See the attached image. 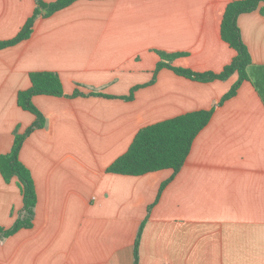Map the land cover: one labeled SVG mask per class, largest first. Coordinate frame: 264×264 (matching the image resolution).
Wrapping results in <instances>:
<instances>
[{
  "label": "crops",
  "instance_id": "obj_1",
  "mask_svg": "<svg viewBox=\"0 0 264 264\" xmlns=\"http://www.w3.org/2000/svg\"><path fill=\"white\" fill-rule=\"evenodd\" d=\"M37 1L0 0V42L16 36ZM233 1L77 0L42 12L27 40L0 50V155L35 120L16 100L30 73H57L65 94L32 99L45 126L19 160L35 185L33 226L0 240V264H134L145 220L137 264H264V94L255 85L264 3L237 20L252 65L233 98L219 106L236 74L201 83L163 68L154 77L156 51L180 54L172 65L195 73L229 65L236 53L220 24ZM74 91L82 96L69 98ZM204 110L213 115L176 175L106 173L142 128ZM22 205L16 179L0 175L1 228Z\"/></svg>",
  "mask_w": 264,
  "mask_h": 264
},
{
  "label": "trees",
  "instance_id": "obj_2",
  "mask_svg": "<svg viewBox=\"0 0 264 264\" xmlns=\"http://www.w3.org/2000/svg\"><path fill=\"white\" fill-rule=\"evenodd\" d=\"M75 1L77 0H56L53 3L45 4L38 0L37 8L32 16L25 22L15 37L0 42V50L15 46L27 40L33 31L35 19L42 12H45L44 16L48 17L68 7ZM261 3H264V0H238L226 6L220 24V36L235 51L236 55L231 63L220 73H195L188 69L175 67L172 65V62L180 54H165L156 51L160 61L154 71V77L163 68L170 69L176 75L201 83L225 81L230 76L236 74V82L222 97L219 106L233 98L240 86L244 82L249 81L247 68L252 65L251 56L243 42L237 20L240 15L257 10ZM260 12L264 15V8ZM261 80H264V74L257 75L255 85L264 94V87H262ZM29 81L30 88L19 91L16 100L17 105L22 110L31 113L35 117V120L23 133L19 134L15 131L10 151L7 154L0 155V175L5 183H10L12 179H16L22 195L23 205L10 228L5 229L0 227V240L13 236L20 230L31 229L33 226L34 208L37 204L35 185L30 171L19 160V152L27 137L35 130L42 129L45 126L44 116L33 105L32 99L35 96H65L61 79L57 73L32 72L29 74ZM135 90L137 88L132 90L129 96L123 99L127 101L131 100ZM92 95L100 96L98 93H92ZM78 96H82V94L74 91L68 97L75 98ZM213 112L214 110L191 112L142 128L135 135L127 151L106 169V173L139 177L162 170H171L173 176L176 175L184 165L194 139L209 123ZM168 182L166 181L161 185L160 192ZM145 222L146 220L141 224L135 240L134 264H137L139 239Z\"/></svg>",
  "mask_w": 264,
  "mask_h": 264
}]
</instances>
